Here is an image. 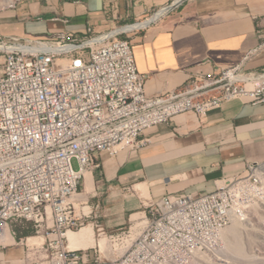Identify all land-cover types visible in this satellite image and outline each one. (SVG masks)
Segmentation results:
<instances>
[{"label":"built area","instance_id":"built-area-1","mask_svg":"<svg viewBox=\"0 0 264 264\" xmlns=\"http://www.w3.org/2000/svg\"><path fill=\"white\" fill-rule=\"evenodd\" d=\"M111 30L94 33L87 26L80 39L64 34L51 40L0 38L8 44L71 45L57 52L13 49L5 51L0 62V253L8 246L2 231L5 228L14 238V222H27L31 231L49 234L47 257L20 260L21 264L97 261L91 254L94 246L70 248L64 237L92 215L91 208H77L76 203L87 204V199L79 200L78 188L85 170L100 169L102 154L137 150L148 140L140 137L144 130L177 114L202 117L238 97L264 103V73L241 76L242 64L209 74L195 72L181 88L149 95L129 37H117L126 31L92 42ZM257 33L264 39L263 21ZM73 157L76 170L70 163ZM252 167L256 162L210 192L167 194L149 204L147 222L121 255L122 261L187 264L216 251L222 229L248 219L253 204L264 195L262 183L251 179ZM91 224L98 235L118 236L95 220ZM3 261L0 257V264Z\"/></svg>","mask_w":264,"mask_h":264},{"label":"crops","instance_id":"crops-1","mask_svg":"<svg viewBox=\"0 0 264 264\" xmlns=\"http://www.w3.org/2000/svg\"><path fill=\"white\" fill-rule=\"evenodd\" d=\"M168 2L17 0L0 9V38L51 40L64 34L80 39L87 26L100 33L120 22H144L126 36L149 95L177 90L195 72L238 64L250 72L264 68V39L257 33L264 0H184L155 16ZM140 137L148 140L135 151L102 154L100 169L89 172L91 184L82 182L81 195L91 201L90 222L109 233L145 216L149 204L164 195L210 192L248 163L264 162V103L233 98L202 117L177 114Z\"/></svg>","mask_w":264,"mask_h":264},{"label":"rangeland","instance_id":"rangeland-1","mask_svg":"<svg viewBox=\"0 0 264 264\" xmlns=\"http://www.w3.org/2000/svg\"><path fill=\"white\" fill-rule=\"evenodd\" d=\"M15 1H17V0H14L13 3ZM172 1L173 0H169V2L167 4H170ZM181 1H179V3ZM13 3L7 5V4L1 2L0 3V9L6 8V7L12 5ZM131 22H133V21H131ZM126 23H129V22H120L117 24L118 25L117 27H119L123 24H126ZM109 30H111V29H109ZM127 34H129V32L122 33L121 35H119L117 37L124 38V37H126ZM93 35H96V34H93ZM6 46H9V45H6ZM23 47H26V46H21L19 48L23 49ZM11 48H13V47L10 45V48H6V49H11ZM6 49H3V50H6ZM4 55H5V51L0 50V62H2ZM241 69L242 70L239 72L241 76H250V75L258 76L259 74L264 73V68H259L253 74H249L250 71L246 70L244 68V66ZM246 83H247L246 86L248 88L252 87V84L250 82H246ZM70 163H71L73 170L78 169V167H79L78 161L75 157H73L70 160ZM262 164H264V162H262ZM244 173H245V170L239 175H243ZM83 180L84 179H82L80 181L81 184L79 185V188H78L79 192H82V182H84ZM255 183H262V187H263L262 190H264V181L255 182ZM81 196H83V198ZM78 197H80L79 200H85L86 199L85 194L79 195ZM256 203L253 204V208L250 211L249 218L246 220H240L244 223L241 225V229H242V234H243L242 235L243 236L242 241H244L243 242V246H244L243 249H244V252L248 254L247 256H245V258H243L244 256L237 255L234 252H228V249L224 250L223 249V241L221 238V243H220V246L217 248V250L213 251V252H208L204 255L205 258H207V260L209 258L208 261L207 260L205 261V258L202 256L201 261H199L198 259H194L195 261L193 263H187V264H264V195L261 196L260 200H258ZM88 205H91V201L89 198H87V204L78 205L76 203L77 208L84 206L85 211H88L90 209V207ZM145 220L146 219L144 216H142L140 218H135L134 221L129 222L123 228L114 232V233H118V236H116V234H115L114 238L102 239L103 237H98V232L96 230V227H94L91 224V222L88 218V220H87L88 222L86 224H91L93 227L94 234H92V237L94 239V243L82 246V248L94 246V249H92L91 254L97 257V261H92L90 264H119V263H123V261H122L123 257H120L121 255L117 251H113V248H117L121 245L120 244V241H122L121 238L127 234H130L129 230L132 229L133 231L134 230L138 231L139 230L138 228L143 225ZM141 221H144V222H141ZM246 228H248V229L246 230ZM11 229H13L15 231V235H14V238H12V240L10 242H8V243L5 242L6 244H8V246H6L2 250V253H1V254L5 255V259H7V258L11 259V262L13 264H21L22 261H20V260H23V262H27L29 260H35V259L36 260H43L47 257L48 252H49V250H47V248H48L47 236L49 234H47L46 232L35 233L34 231H31L30 224L27 222H24V221L14 222L13 225L11 226ZM249 229H250V231H248ZM74 231H77V230H74ZM245 232L246 233L250 232L252 234H250V233L246 234ZM247 235L248 236L250 235L249 236L250 240L248 239ZM27 236H34L28 240H33L40 247L33 249V250H28L25 246V237H27ZM21 238H23V240H21ZM98 239L105 241L104 246L101 248L102 249L101 252L97 248ZM248 242H249V244H248ZM31 243H32V241L31 242L28 241V244H31ZM110 249H112V251L109 252ZM16 252L18 254V257H14ZM123 264H126V263H123Z\"/></svg>","mask_w":264,"mask_h":264},{"label":"bare ground","instance_id":"bare-ground-1","mask_svg":"<svg viewBox=\"0 0 264 264\" xmlns=\"http://www.w3.org/2000/svg\"><path fill=\"white\" fill-rule=\"evenodd\" d=\"M13 1L14 0H0V3L3 2L5 4H7V5H9V4L13 3ZM179 1H181V0H173L169 5L166 4L168 6H164V7L160 8V10H158V11L156 10L157 12L154 15L158 16V15H160L162 13H165V11H167L172 5L176 6ZM151 20H153V19H151ZM151 20H149V21H151ZM149 21H147V23ZM142 25H144V22H136V23H133V24L121 25L119 27L113 28L108 33H104L101 36L95 37L92 40V42L102 41V39H104L105 37H107L108 35H110L112 33H119V32H124V31L128 32L129 30H132V29H135V28H139ZM6 45H9V46H6ZM10 45L13 48L6 49V48H10ZM21 46H26V47H23V49H21V48H19ZM70 47H71V45L62 46L61 44H57V43H54L53 45H48V44H46L44 42H42V43H40L38 45L23 44V43L8 44V43L0 42V50H2V51H9V50H13V49H21V50L32 49V50H38V51H55V52H57V51H61V50H66V49H68ZM3 49H6V50H3ZM84 179H85V181L87 182L88 185L91 184L90 183L91 182L90 173H89L88 170L84 171ZM251 179H255V182L264 181V164L256 163V167H252L251 168ZM141 222H144V221H141ZM146 222H147V219L145 220V222L143 223L142 226H140V227L138 226L139 227L138 231L137 230L133 231L130 228L131 229L130 230V234H127L124 237H122L121 238L122 241H120L121 245L119 247H117V248H113V251H117L120 255H122L124 253V251L128 248V245L130 244V242L135 237H137V235L140 233L141 229L143 228V226L145 225ZM242 224H244V223L242 221H240V220H236V221L232 222L231 224H229L228 226H226L225 228L222 229L221 238H222V241H223V249L224 250L228 249V252H234L237 255L244 256L243 258H245V256H247L248 254L245 253L244 249H243V247H244L243 246V242L244 241H242V238H243L242 229H241V225ZM80 228H79V230L77 229V231L67 230V232L65 234V237H64V241L66 242V239H67L68 244L67 243L66 244L68 245V247L70 246L71 248H73V247L77 248V247L85 246L87 244H93L94 243V239L92 237L93 231H92L91 225L90 224H86V225H83V227L81 229ZM247 229L248 228H246V230ZM248 231H250V229ZM249 233L250 232H248L246 234H249ZM250 234H252V233H250ZM2 236L5 239V242H7V243L12 240V238L9 236V234L7 233V230L5 228L2 231ZM249 236L247 235L248 239L250 240ZM32 237H34V236H27V238L25 239V246H26V248L28 250H33V249H36V248L40 247L33 240H28V239H31ZM98 237H103L102 239L106 238L104 235H98ZM99 240L100 239H98V241H97V248L101 252V250H102L101 248L104 246V242L105 241H103V240L99 241ZM28 241L29 242L32 241V243L28 244ZM248 244H249V242H248ZM110 251H112V249H110L109 252ZM204 255L205 254H200V258L202 256L205 258ZM206 260H207V258H205V261ZM208 260H209V258H208ZM123 263H119V264H123Z\"/></svg>","mask_w":264,"mask_h":264},{"label":"water","instance_id":"water-1","mask_svg":"<svg viewBox=\"0 0 264 264\" xmlns=\"http://www.w3.org/2000/svg\"><path fill=\"white\" fill-rule=\"evenodd\" d=\"M174 6H175V5H172V6L169 8V10H170L171 8H173ZM151 21H152V20H151ZM149 22H150V21H149ZM149 22H148V23H149ZM148 23H147V24H148Z\"/></svg>","mask_w":264,"mask_h":264}]
</instances>
